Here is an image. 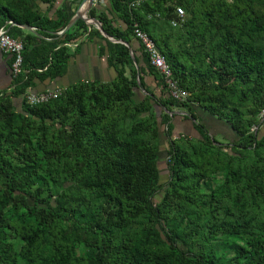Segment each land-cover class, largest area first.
<instances>
[{"label": "trees", "instance_id": "trees-1", "mask_svg": "<svg viewBox=\"0 0 264 264\" xmlns=\"http://www.w3.org/2000/svg\"><path fill=\"white\" fill-rule=\"evenodd\" d=\"M65 1L0 0V28L23 43L25 69L0 92V264H264V0H109L124 29L109 11L90 16L128 45L137 23L187 100L172 98L151 65L166 94L139 98L129 46L108 39L115 80L82 81L29 106L36 80L62 76L67 43L89 31L79 19L59 34L71 19L57 7ZM178 7L185 18L174 26ZM196 106L238 139L218 141ZM175 109L194 134H174Z\"/></svg>", "mask_w": 264, "mask_h": 264}, {"label": "crops", "instance_id": "crops-1", "mask_svg": "<svg viewBox=\"0 0 264 264\" xmlns=\"http://www.w3.org/2000/svg\"><path fill=\"white\" fill-rule=\"evenodd\" d=\"M109 4V0H98L97 9L107 12L109 11V16L113 18L114 25L124 29L126 27L125 23L115 13L110 11ZM62 5H65L67 9L69 5L74 11L79 6L78 0H67L65 1V4L64 2H60L57 4V7L60 8ZM41 7L43 11L48 10L47 4H41ZM54 10L55 9L52 11L53 13ZM89 12L88 15L90 16ZM88 27L89 31L79 38L77 46H68L71 52V57L67 62L66 72L62 76L53 80H46L43 82L36 80V84L32 89V92L48 91L59 88L64 89L82 81L95 80L101 82H111L117 78V62L109 59V52L106 48L107 40L109 38L104 36L101 31V33L97 32V27L95 25ZM25 30L27 31L26 33H36L35 30ZM109 40L113 42H120L114 38H110ZM124 44L128 45V43ZM128 46L130 48V57L132 59L131 66L138 71L141 70L140 74L144 83V86H139L137 89L138 97L143 98L150 95L153 98L160 99L164 95L165 90L160 81L150 72V63L144 53L141 42L134 36H131L130 44ZM10 58V55L4 53L0 49V92H10L13 86V77L9 64ZM17 104H19V101H17ZM161 108V106L157 107L159 111ZM195 111L199 120L207 127L212 136L216 138L218 136H222L225 139L222 143H227L228 140H230L228 136L230 134L234 137L237 136V133L227 121L211 115L200 106H196ZM184 112L185 111L182 109L174 110L175 116L173 118V124L175 135L194 134V120L184 117Z\"/></svg>", "mask_w": 264, "mask_h": 264}, {"label": "built area", "instance_id": "built-area-1", "mask_svg": "<svg viewBox=\"0 0 264 264\" xmlns=\"http://www.w3.org/2000/svg\"><path fill=\"white\" fill-rule=\"evenodd\" d=\"M142 0H133L131 2L132 7L139 6ZM177 18L172 20V24L177 26L185 18V12L181 7L176 9ZM8 24L14 25L13 21H8ZM97 27V26H96ZM35 28V27H34ZM98 28V27H97ZM133 36L141 42L144 53L147 55L148 61L151 66H153L156 71L159 72L163 78L165 88L167 93L179 102H184L187 100L188 92L183 90L177 80L173 76L172 69L167 61L166 56L161 52L157 46L155 40L143 29L139 27L136 23L133 29ZM113 38V37H112ZM51 39V38H47ZM78 41L67 43V46L78 45ZM0 49L11 56V73L12 77H18L25 73L24 69V45L23 43L11 36L8 31L7 26H2L0 28ZM14 88V86H12ZM11 88V89H12ZM63 92V89H54L43 92H28L25 95V102L29 106H34L37 104H42L49 102L52 99L58 98ZM184 115L187 113L184 112ZM262 121L264 120V110L261 113ZM260 126H253L252 130L257 131Z\"/></svg>", "mask_w": 264, "mask_h": 264}, {"label": "water", "instance_id": "water-1", "mask_svg": "<svg viewBox=\"0 0 264 264\" xmlns=\"http://www.w3.org/2000/svg\"><path fill=\"white\" fill-rule=\"evenodd\" d=\"M78 8L74 11L71 9V7L68 5V9H69V16L71 17L69 23L67 24V26L59 32V34H63L64 32L68 31L79 19L84 20L89 26L95 25L98 27V29L103 33L104 36H106L107 38H111L108 35V33L105 32V30L102 27V23L100 22L99 19L91 17L88 15V12L92 9V8H97V4H98V0H78ZM20 27L27 29V30H36V28L31 27L29 25H19ZM117 41V40H116ZM122 43H126L125 41L119 40Z\"/></svg>", "mask_w": 264, "mask_h": 264}, {"label": "rangeland", "instance_id": "rangeland-1", "mask_svg": "<svg viewBox=\"0 0 264 264\" xmlns=\"http://www.w3.org/2000/svg\"><path fill=\"white\" fill-rule=\"evenodd\" d=\"M164 134V133H162ZM230 140H228L227 143H232L234 141H236L238 139V135L237 136H232L231 134L228 135ZM217 140L219 141H225V139L222 136H218ZM226 143V144H227ZM168 139L166 136L162 135L161 138V149H160V154H159V166H160V170H161V174H162V179L165 180L168 174V166H167V159H168Z\"/></svg>", "mask_w": 264, "mask_h": 264}]
</instances>
